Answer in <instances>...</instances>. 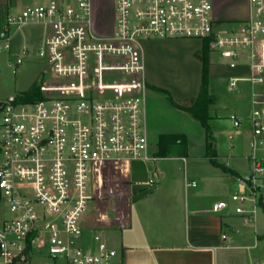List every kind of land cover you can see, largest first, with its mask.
<instances>
[{"label": "built area", "instance_id": "obj_1", "mask_svg": "<svg viewBox=\"0 0 264 264\" xmlns=\"http://www.w3.org/2000/svg\"><path fill=\"white\" fill-rule=\"evenodd\" d=\"M217 1L114 0V30L105 36L93 32L94 0H40L7 13L0 54L11 55L13 29L38 24L47 33L35 51L44 62L40 98L0 100V264H34L43 253L48 264H114L117 251L99 232L88 242L86 232L122 226L119 196L132 162L158 159L150 153L143 39H198L232 69L249 63L250 74L230 78L228 89L252 86L251 172L213 211L233 207L255 223L264 208V0H234L248 7L235 28L217 16ZM19 50L11 66L31 56L25 45ZM229 120L244 124L236 113Z\"/></svg>", "mask_w": 264, "mask_h": 264}, {"label": "rangeland", "instance_id": "obj_2", "mask_svg": "<svg viewBox=\"0 0 264 264\" xmlns=\"http://www.w3.org/2000/svg\"><path fill=\"white\" fill-rule=\"evenodd\" d=\"M40 0H0V32L6 23L7 13H15L22 5L33 4ZM114 0H94V9L92 17L93 32L97 36L110 35L114 30ZM217 16L222 20L231 21L229 27H238L248 15V7L242 1L219 0L216 2ZM227 26V27H228ZM16 32L12 46L11 55L4 52L0 54V100H10L17 98L18 95L29 91L35 84H39L43 78L42 68L44 62L37 57L35 51L39 49L46 36L47 30L43 25L31 24L20 30L13 29ZM25 45L30 49L31 56L26 58L23 65L19 67L11 66L10 61L14 60V55L20 52L19 48ZM142 45L145 53L146 72L149 73L155 85L164 87L171 91L176 99H182L198 93L202 72V63L196 57L204 43L198 39H143ZM210 62L212 63V74L210 75L209 92L213 96L214 102L210 105V114L212 116L211 127L213 132V145L217 150V159L223 165L229 163L231 168H235L242 175L251 172L250 154L252 145V132L248 117L251 113V91L252 86L246 82H239L237 90L229 91L228 86L230 77L248 76V62H237L238 66L232 69L227 66L218 54L210 52ZM240 74V75H241ZM149 77V76H148ZM147 77V79H148ZM46 79V77H45ZM150 79V78H149ZM148 79V81H149ZM149 92V90H148ZM149 136L152 142V152L157 153V137L161 133H177V126L182 125L183 129H188L189 125L182 123L179 113L176 109H169V102L161 95L152 93L147 104ZM236 113L244 118V124L240 128H235L229 120V115ZM195 128L191 131L194 137H191V149L188 152L185 162L173 156L169 161L157 159L153 162L158 170L164 169L169 164L170 173H185L187 170L195 173H216V169L210 163L206 156V139L204 140L200 123L191 121ZM181 131V130H180ZM206 138V137H205ZM192 150V151H191ZM153 163L135 162L134 172L145 181L148 178V172L145 167ZM181 169V170H180ZM193 179V178H192ZM196 187L190 189L192 192L212 189L217 187L210 184L209 179L201 180L194 177ZM149 180H147L148 182ZM189 181H191L189 179ZM153 185H149V188ZM226 193L233 195L232 188L227 185L223 189ZM213 201L210 199V202ZM262 219L260 232L264 231V210L259 209L258 215ZM101 236L108 241L109 245L115 249L119 248L117 242V233L108 230H101ZM34 264H48L49 261L43 253L35 257Z\"/></svg>", "mask_w": 264, "mask_h": 264}, {"label": "crops", "instance_id": "obj_3", "mask_svg": "<svg viewBox=\"0 0 264 264\" xmlns=\"http://www.w3.org/2000/svg\"><path fill=\"white\" fill-rule=\"evenodd\" d=\"M212 67L211 63L210 75ZM247 71L249 75V68ZM240 74L232 77L243 75ZM147 77L150 78L148 81L150 87L148 99H150L152 93H155L153 87L159 86L154 84L148 72ZM197 94L179 100L195 97ZM170 108L173 107L169 104ZM176 111L179 113L180 121L189 125L190 129L187 127L183 129L182 125H179L177 126L179 131L174 132L187 135L190 151L191 137H194V131L191 129L196 127L191 121L197 120L188 113L178 109ZM201 129L205 140L206 134L202 126ZM161 134L158 135L157 142ZM149 140L150 153L157 157V153L152 152L150 136ZM156 151L158 152V149ZM157 158L164 161L171 159ZM135 162L146 165L156 161L132 162L125 179L122 197L119 196L123 205L122 226L119 224L103 226L86 232L88 242L92 241L94 233L101 230L117 233L118 249L111 247L104 239L110 248L117 251L114 264H264V231L260 232L262 219L257 216L255 223L246 225L243 218L234 212L233 207L220 212L213 211L216 202L230 200V193L223 190L224 186L229 185L232 194L240 189L237 178L242 174L231 168L229 163L224 165L229 170L227 172L210 162L217 172L210 173L209 177L205 176L206 173L187 170V165L184 175L181 176L171 174L169 164L159 171L157 165L153 163L145 167L148 178L143 181L134 172ZM154 171L158 172L156 182L149 188ZM194 177L201 180L209 179L210 184L217 187L216 192H212V189L192 192L190 189L194 187L186 188V180L195 182ZM210 199L213 201L210 202Z\"/></svg>", "mask_w": 264, "mask_h": 264}, {"label": "trees", "instance_id": "obj_4", "mask_svg": "<svg viewBox=\"0 0 264 264\" xmlns=\"http://www.w3.org/2000/svg\"><path fill=\"white\" fill-rule=\"evenodd\" d=\"M197 59L202 63L201 82L197 96L184 100L176 99L173 94L164 88L153 87L158 94L163 95L169 104L180 111L188 113L192 118L197 120L206 134V156L210 162L224 171H229L227 167L217 161V150L213 145V132L211 127L212 116L210 114V105L214 102L213 96L209 92L210 84V49L204 43L200 52L196 53ZM148 85V90H149ZM40 98L38 85L35 84L29 91L24 92L14 98L19 101H35ZM157 157L170 158L177 156L186 158L189 152L188 137L184 133H163L159 136Z\"/></svg>", "mask_w": 264, "mask_h": 264}]
</instances>
